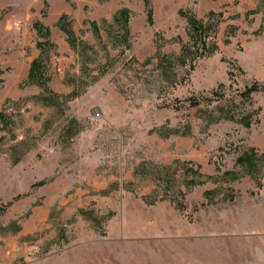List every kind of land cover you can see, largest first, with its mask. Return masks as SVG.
Here are the masks:
<instances>
[{"label":"rangeland","instance_id":"rangeland-1","mask_svg":"<svg viewBox=\"0 0 264 264\" xmlns=\"http://www.w3.org/2000/svg\"><path fill=\"white\" fill-rule=\"evenodd\" d=\"M37 20L54 103L26 82ZM255 81L264 0H0V264H264V157L238 163L264 154Z\"/></svg>","mask_w":264,"mask_h":264},{"label":"trees","instance_id":"trees-1","mask_svg":"<svg viewBox=\"0 0 264 264\" xmlns=\"http://www.w3.org/2000/svg\"><path fill=\"white\" fill-rule=\"evenodd\" d=\"M47 7L48 3L45 1L44 9L41 11L42 17L47 15ZM127 10H121L118 14L115 15V22L127 20ZM184 16L187 14L181 12ZM189 19V23L193 30H195V35L200 41H204L203 44L205 45L206 37L208 30L203 26L199 25L193 18L187 17ZM57 27L64 33L66 36V41L68 42L69 46L73 49H77V41L76 36L73 30L70 27V23L68 22L67 15H61L57 21ZM33 29L36 32L38 40L35 43L36 48L39 50V55L35 59L30 62L29 71L27 74L26 82L27 84H33L38 86L42 94L39 96L43 101H50L56 102L62 96L60 94L55 93L49 86L50 83V76L47 73V52L50 49L52 42L50 41V30L46 27L41 21H35L33 23ZM93 31H96V27L94 25ZM128 31L127 27L124 28V33ZM206 47V46H205ZM213 46L208 45L207 51H211ZM264 91V83L260 82H253L251 85L245 87L243 91L239 93V96L242 98V101L251 100V95L256 92ZM76 94H68L65 96L66 100H70L74 98ZM223 98V93L219 91H213L211 97H204L207 103L213 102V100H219ZM248 117V116H247ZM244 117L241 118V122L245 126H249V118ZM12 125V119L8 116L3 109L0 110V128L1 130L8 129ZM264 157V154H261L260 157L255 153L253 149H248L242 156L238 158V163L244 166L248 173L253 174L257 167L258 160ZM18 198V197H16ZM15 198V199H16Z\"/></svg>","mask_w":264,"mask_h":264},{"label":"crops","instance_id":"crops-1","mask_svg":"<svg viewBox=\"0 0 264 264\" xmlns=\"http://www.w3.org/2000/svg\"><path fill=\"white\" fill-rule=\"evenodd\" d=\"M78 3V2H77ZM76 6H78V4L76 5ZM62 14H69V10L68 9H65L63 12H61V14L57 17V19H56V25H57V21H58V19H59V17L62 15ZM59 29V28H58ZM50 30V29H49ZM60 30V29H59ZM61 31V30H60ZM62 32V31H61ZM63 33V32H62ZM50 36H51V30H50ZM65 36V35H64ZM66 37V36H65ZM67 42V41H66ZM67 44H68V42H67ZM68 46H69V44H68ZM70 47V46H69ZM38 50V49H37ZM39 50H38V54L35 56V57H33L31 60H30V62L33 60V59H35L36 57H38V55H39ZM30 62H29V65H30ZM29 65H28V69H27V74H28V71H29ZM27 74H26V78H27ZM25 78V79H26ZM37 97V96H36ZM35 97V98H36ZM12 126V125H11Z\"/></svg>","mask_w":264,"mask_h":264},{"label":"built area","instance_id":"built-area-1","mask_svg":"<svg viewBox=\"0 0 264 264\" xmlns=\"http://www.w3.org/2000/svg\"><path fill=\"white\" fill-rule=\"evenodd\" d=\"M100 115H101V113H99L98 111L93 112V117L94 118H99Z\"/></svg>","mask_w":264,"mask_h":264}]
</instances>
